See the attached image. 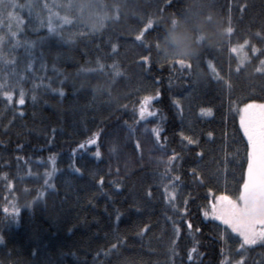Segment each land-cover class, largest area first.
<instances>
[{
    "label": "trees",
    "instance_id": "1",
    "mask_svg": "<svg viewBox=\"0 0 264 264\" xmlns=\"http://www.w3.org/2000/svg\"><path fill=\"white\" fill-rule=\"evenodd\" d=\"M16 2L27 5L15 10L23 22L0 21V81L13 92L11 101L0 95V264H121L129 247L140 264H264V242L243 246L203 215L214 194L236 195L246 175L238 109L264 102V0ZM65 15L76 20L61 22ZM245 39L249 62L239 68L230 50ZM99 81L110 90L93 92ZM146 96L169 160L114 176L96 150L117 127L139 126ZM94 133L97 146L80 147ZM50 157L54 187L43 189ZM37 189L44 196L24 206ZM12 203L19 213L3 211Z\"/></svg>",
    "mask_w": 264,
    "mask_h": 264
},
{
    "label": "snow or ice",
    "instance_id": "2",
    "mask_svg": "<svg viewBox=\"0 0 264 264\" xmlns=\"http://www.w3.org/2000/svg\"><path fill=\"white\" fill-rule=\"evenodd\" d=\"M27 5H22L16 2V0H0V21L5 17L12 22L13 20L17 25L21 24L22 18L19 17L16 13V9H23ZM30 7V6H28ZM51 15V13H50ZM61 19L67 23H71L76 20L74 16L65 15ZM154 24L153 18L149 17L147 22L144 23L143 28H140L137 32L136 39L141 40L146 29H150ZM51 28V24H49ZM95 30V28H92ZM227 32L231 33L232 28L229 27L226 29ZM11 38L17 37V32L12 31L11 28L8 30ZM259 35V33L257 34ZM5 34H0V44H3L6 40ZM71 39V37H69ZM264 39V37H262ZM249 41L244 40V44L247 45ZM112 47L115 49L116 45L113 44ZM243 47L242 45L240 46ZM253 52H256L257 49L255 46H252L251 49ZM232 51H237V47H233ZM261 54H264V48L260 49ZM5 57V52L0 48V60H3ZM143 61H147L148 57H142ZM243 61L241 60V63ZM180 64L184 65L188 63V60L181 59ZM264 64V61H261ZM103 67V65H101ZM5 87V83L0 81V95L7 98L8 101H11L13 98L12 91H2ZM111 88V82L99 81V83L92 85L93 92L99 91L100 93H106ZM61 95H63V89L58 90ZM159 95V92L156 93ZM25 93L23 89L19 92V99L17 103L24 104ZM33 99L35 97L33 96ZM151 97H144L142 101V106L140 108L141 115L144 114L143 104L150 100ZM210 112L211 109H201V112ZM239 111V123L240 128L243 130V135L247 138V171L246 175L243 177V183L239 186L238 193L236 195H230L227 192L221 191L219 194H214L213 198L209 200L205 206L203 215L205 217H211L214 221H220L225 231L228 229L232 233L238 234L242 238V243L244 245H253L258 240L264 242V102L257 103L256 100H251L249 103L243 104L242 108L238 109ZM155 132V129L153 130ZM183 135V133L181 134ZM209 136L212 133H208ZM98 133H94L93 137L85 141L86 144H95ZM156 139L159 140V134H156ZM190 139V138H188ZM192 143H195V140H191ZM84 144H81L80 147H83ZM135 149L137 151L141 150V143L139 140L135 142ZM75 151V150H74ZM96 156L100 155L99 148H97ZM53 160V168L45 171V181L41 186L43 189L54 187L50 185L47 177H51L55 172V161ZM171 159V158H170ZM198 159H203V157H198ZM76 171L79 172L80 169L76 168ZM193 177H197L199 174L195 169L192 170ZM103 177H100V181H103ZM117 188L120 187L119 184L116 185ZM167 191V189H166ZM209 193L213 192L212 188L208 189ZM177 195L175 191L172 192V196ZM44 196V192L40 189L36 190V195L32 198V201H26L24 206L31 207L32 204L40 200ZM185 204H187V199H185ZM175 207V204H173ZM9 209L12 213H19L20 206L12 203L11 205H6L3 208L4 212H9ZM181 212L186 213L187 208L180 209ZM8 217H6L7 219ZM188 228L191 231L192 225L191 222H188ZM177 233L179 232V227L176 229ZM198 231V229H197ZM222 235H224L222 233ZM3 237L0 236V240ZM111 248L116 250V245H112ZM128 252L130 255L125 256L121 261V264H140L139 260L135 255V249L129 247ZM191 259V250L189 254Z\"/></svg>",
    "mask_w": 264,
    "mask_h": 264
},
{
    "label": "rangeland",
    "instance_id": "3",
    "mask_svg": "<svg viewBox=\"0 0 264 264\" xmlns=\"http://www.w3.org/2000/svg\"><path fill=\"white\" fill-rule=\"evenodd\" d=\"M57 14H54L53 19H57ZM63 22L62 19H60ZM241 46V45H240ZM240 46L237 47V51L230 50L231 54L237 59L238 67L242 68L249 62V53H248V44H243L242 48ZM241 60L243 61L241 63ZM210 72L214 78L218 77V73L213 67L212 64H209ZM264 67L260 68V71H263ZM144 114L141 115L140 119L141 123L134 129H129L123 125L117 127L108 137L106 144L99 148L100 155L98 158H103L106 162V168L112 175L114 176H125L134 168L142 166V165H150V166H163L169 160V156L164 152L159 150V147L156 144V134L159 132V120L153 116L157 113V109L144 108ZM155 129V132L153 131ZM242 130V129H241ZM243 133V130H242ZM245 137V136H244ZM247 140V138L245 137ZM123 141V147H127L129 149L128 155L124 154V150L122 153L119 151L120 146H116L119 141ZM139 140L141 143V150L137 151L135 149V142ZM97 139L95 144L84 145V148H88L89 146L95 147L97 146ZM121 145V146H122ZM120 153L123 155L121 156ZM96 156V155H95ZM208 220H213L211 217H206ZM218 224H223L220 221H214ZM224 227V226H223ZM235 238L239 239L242 243V238L238 236L236 233H232L230 229L227 230ZM243 244V243H242ZM243 246H245L243 244ZM243 249V248H241Z\"/></svg>",
    "mask_w": 264,
    "mask_h": 264
}]
</instances>
